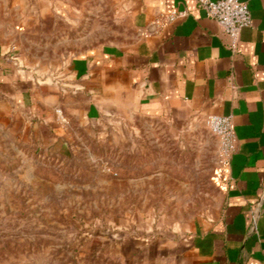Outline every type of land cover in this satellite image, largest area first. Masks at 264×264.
<instances>
[{
  "label": "rangeland",
  "instance_id": "374dc122",
  "mask_svg": "<svg viewBox=\"0 0 264 264\" xmlns=\"http://www.w3.org/2000/svg\"><path fill=\"white\" fill-rule=\"evenodd\" d=\"M70 4L14 37L41 79L133 34L112 0ZM62 122L57 142L30 119L0 129V264H167L166 247L218 213L228 174L207 120L131 108Z\"/></svg>",
  "mask_w": 264,
  "mask_h": 264
},
{
  "label": "crops",
  "instance_id": "0c3cea01",
  "mask_svg": "<svg viewBox=\"0 0 264 264\" xmlns=\"http://www.w3.org/2000/svg\"><path fill=\"white\" fill-rule=\"evenodd\" d=\"M71 1L0 0V129L30 119L57 142L67 131L62 121L103 122L131 108L202 121L232 117L237 147L219 211L176 237L161 259L264 264V0H239L253 24L236 51L197 0H112L132 36L77 54L63 72L41 79L19 57L14 37L24 22L69 15ZM174 10L187 15L156 24Z\"/></svg>",
  "mask_w": 264,
  "mask_h": 264
},
{
  "label": "built area",
  "instance_id": "2783aa9c",
  "mask_svg": "<svg viewBox=\"0 0 264 264\" xmlns=\"http://www.w3.org/2000/svg\"><path fill=\"white\" fill-rule=\"evenodd\" d=\"M197 2L209 17L217 21L223 33L232 40L231 49L236 51L242 30L253 24V17L248 5L239 0H197ZM186 15L185 11L174 10L164 17V22L157 20L156 24L171 25ZM207 124L220 139L222 157L228 167L231 156L237 147L233 119L227 116H210L207 119Z\"/></svg>",
  "mask_w": 264,
  "mask_h": 264
}]
</instances>
